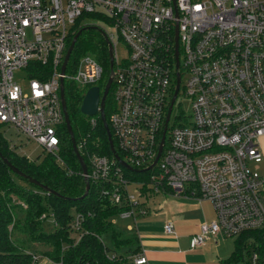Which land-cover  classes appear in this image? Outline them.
<instances>
[{"label":"built area","instance_id":"2783aa9c","mask_svg":"<svg viewBox=\"0 0 264 264\" xmlns=\"http://www.w3.org/2000/svg\"><path fill=\"white\" fill-rule=\"evenodd\" d=\"M92 14L109 19L114 28L107 32L115 51L114 110L108 122L116 149L149 177L131 179L116 157L93 152L90 184L99 183L100 195L127 206L120 215L135 220L157 193L211 201L216 218L201 224L194 248L220 235L264 228V174L249 166L263 156L264 0H0V124L15 125L60 164L61 78L86 92L104 78L102 64L91 55L73 67L70 58L62 72L78 19ZM116 38L129 49L123 60L117 57ZM35 63L42 65L40 76L31 72ZM20 68L29 70L27 91L14 77ZM178 72L180 89L163 148L148 169L159 153ZM180 94L190 100L191 114H178L172 122ZM98 116L90 117L93 126ZM41 218L58 225L53 212ZM83 218L75 214L76 242L83 236ZM164 229L174 234V222L167 221ZM33 257L35 264H64L39 253ZM133 261L149 264L143 251ZM250 261L264 264L257 251Z\"/></svg>","mask_w":264,"mask_h":264},{"label":"trees","instance_id":"16d2710c","mask_svg":"<svg viewBox=\"0 0 264 264\" xmlns=\"http://www.w3.org/2000/svg\"><path fill=\"white\" fill-rule=\"evenodd\" d=\"M91 16L97 17L94 14ZM102 20L110 23L107 18ZM81 23L78 19L76 33L81 27L92 25ZM80 47L92 53L102 64L108 79L111 72L110 53L103 34L93 28L82 32L71 55L72 67L79 57L77 54ZM74 53H77L75 57ZM41 71V64L35 63L31 66L34 76H40ZM84 89L73 81L65 84L71 125L79 149L90 169L91 153L99 152L111 158L115 156L101 117L98 116L95 126L90 118L83 126L80 125L84 115L80 110ZM110 91L105 107L108 120L114 110L113 88ZM60 138V156L64 164H60L52 154H48L40 162L32 161L19 154L14 146L0 136V150L12 164L62 195L60 197L48 193L26 178L35 187L18 183L14 177L16 173L0 156V264H35V253L54 261L62 260L64 264H134L133 257L142 251L139 234L136 229L120 231L113 222V216L120 215L127 206L113 204L109 198L100 195L99 183L91 184L87 197L80 199L86 189V180L66 123L62 125ZM118 153L122 157L119 151ZM140 172L125 169L126 176L131 179L135 178L132 175L145 174ZM48 211L53 212L58 221V225H54L55 229L51 232L44 228V222L48 219L41 218ZM78 212L84 215L80 228L83 236L76 242L78 231L72 229V224ZM245 233L244 248H248V255L251 257L257 251L264 261V228ZM16 234L21 238L16 237ZM107 241L111 244H107ZM34 244L42 245L46 250H31ZM245 264H251L250 259Z\"/></svg>","mask_w":264,"mask_h":264},{"label":"crops","instance_id":"0c3cea01","mask_svg":"<svg viewBox=\"0 0 264 264\" xmlns=\"http://www.w3.org/2000/svg\"><path fill=\"white\" fill-rule=\"evenodd\" d=\"M150 197L149 210L139 214L136 220L130 218L149 264H245L250 259L243 240L247 233L231 236L236 238L235 241L220 235L203 247L192 246V239L200 232L201 224L216 218L211 201H199L172 192ZM169 220L174 222V234L165 232L164 226Z\"/></svg>","mask_w":264,"mask_h":264},{"label":"rangeland","instance_id":"374dc122","mask_svg":"<svg viewBox=\"0 0 264 264\" xmlns=\"http://www.w3.org/2000/svg\"><path fill=\"white\" fill-rule=\"evenodd\" d=\"M83 20L84 21L82 22V24H85V23L98 24L101 27H103L106 30V32L114 33V28L111 25L112 23L108 24L105 21H103L102 19H100L98 16L97 17L90 16V17L84 18ZM116 42H117V46H116L117 57L119 60H123L124 58L127 57L128 50H129L128 46L123 40H118V38H116ZM84 51L85 50L83 49V47H80V51L78 52L79 54L74 53V57L77 54V55H79L77 60H80L85 55L93 56L92 53H89L88 51H85V52ZM14 77H15V80L22 85V87L25 91H27L29 89L30 74H29L28 69H26V68L16 69L14 71ZM105 83H106V75L104 72V78L102 81L98 82V84L101 85L102 87H104ZM85 92H86V89H84L83 97H84ZM178 114H182V115H184V114L190 115L191 114L190 100L183 98L182 94L179 95V98H178V100L174 106L172 122L175 120V116ZM89 118H90L89 116L83 115V119L81 120L80 125L83 126L86 121L87 122L89 121ZM0 136H2V138L7 140L10 145L14 146L19 154L29 157L32 161L40 162L48 155V153L45 152V150L41 144H39L35 140L29 139L25 134L20 133L17 130L16 126L13 124H0ZM261 144H262L263 156L259 159L250 160L249 166L251 169L258 170L264 174V141L263 142L261 141ZM14 177H15L16 181L22 185H26L29 187H35L28 180L18 176L17 174H14ZM132 177L133 178L135 177L134 179H147L149 177V175H146V174H142L139 176H136V175L133 176L132 175ZM129 187H130L131 192H135L136 189H135L134 183H132ZM113 222L115 223L116 228L118 230L123 231V232H128L129 231V225L132 223V220L130 218H123L121 215L116 214L115 216H113ZM54 227L55 226H54L53 221L48 220V221L44 222V228L47 232L53 231L55 229ZM15 236L16 237L18 236V238L19 237L21 238L20 235L16 234ZM230 238L234 241L236 240L235 237H230ZM107 244L110 245L111 244L110 241H107ZM31 250H34V251L37 250L39 252H43L44 250H46V248L43 247L42 245L40 246V245L34 244L32 246ZM43 259L44 258H42L41 260L44 261Z\"/></svg>","mask_w":264,"mask_h":264},{"label":"water","instance_id":"95a60500","mask_svg":"<svg viewBox=\"0 0 264 264\" xmlns=\"http://www.w3.org/2000/svg\"><path fill=\"white\" fill-rule=\"evenodd\" d=\"M92 28L100 31L103 34V36H104V38H105V40H106V42H107V44L109 46L111 72H110V76H109L108 81H107V83H106V85H105L103 90L101 89V87L99 85L92 86V87H90L87 90L86 94L83 97L82 104H81V107H80L81 113L84 114V115H87L89 117L97 115V114H100L101 120L103 122V125H104L105 130H106L107 135H108V139H109L111 150L114 153V156L116 157V159L123 166H125L126 168H128L130 170L141 171L139 169H136V168H133L132 166H130L121 157V155L118 153V151L116 149V146H115V142H114V138H113V135H112V131H111V128L109 126L107 115H106V110H105L106 100H107V97L109 95V92H110V89H111V86H112V82H113V79H114V63H115L114 45H113L111 39L109 38V35L107 34V32L105 30H103L101 27H99L98 25H93V24L84 26L80 30H78V32L74 35V37L72 39V42H71V44H70V46H69V48L67 50V53H66V56H65V59H64V63H63V67H62V72L64 73L65 70H66L67 63H68L69 59L71 58V55L73 53V50L75 48V45H76L77 40L80 37L81 33L84 30H86V29H92ZM177 40H178V37H177ZM176 60H177V68H179L180 67V60H179L178 44L176 45ZM180 83H181V75H180V72H178L177 73L176 91H175V94H174V97H173V100H172V103H171V106H170V109H169V112H168L167 121H166V127H165V131H164L163 140H162V143H161V146H160V149H159V153H158V156H157L155 162L148 169L152 168L157 163V161H158V159L160 157V154H161V151H162V148H163L164 139H165V133H166L167 124H168V121L170 119V115H171V111H172V108H173V104H174V102L176 100V97H177L179 89H180ZM61 98H62V105H63L64 115H65V123L67 125L68 131H69V134H70V137H71V140H72L74 151H75V153L77 155V158L79 159V162L81 164V167H82V170H83V174L85 175L86 189H85L84 194L80 197V199H84L89 194L91 184H90V181L87 178L88 167H87L86 161H85V159H84V157H83V155H82V153H81V151L79 149V146L77 144V140H76V137H75L72 125H71L70 116H69V113H68V110H67V101H66V95H65V82H64V78L63 77L61 78ZM0 156L8 164V166L11 168V170L13 172H15L16 174L28 179L30 182L38 185L42 189L46 190L48 193H53V194H55L57 196H60V197L62 196L61 194H59L55 190L51 189L47 185L41 183L40 181L36 180L35 178H33V177L29 176L28 174L24 173L23 171H21L18 167H16L14 164H12V162H10L8 160V158H6L3 155L1 150H0Z\"/></svg>","mask_w":264,"mask_h":264},{"label":"flooded vegetation","instance_id":"af4514ba","mask_svg":"<svg viewBox=\"0 0 264 264\" xmlns=\"http://www.w3.org/2000/svg\"><path fill=\"white\" fill-rule=\"evenodd\" d=\"M81 28H82V27H81ZM81 28H80V29H81ZM81 34H82V33H81ZM110 90H111V89H110ZM110 92H111V91H110ZM110 92H109V95H110ZM109 95H108V96H109Z\"/></svg>","mask_w":264,"mask_h":264}]
</instances>
